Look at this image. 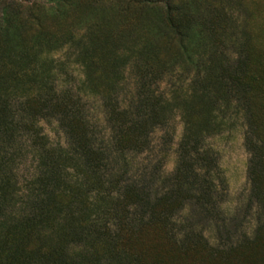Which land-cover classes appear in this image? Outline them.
Instances as JSON below:
<instances>
[{
	"label": "rangeland",
	"instance_id": "1",
	"mask_svg": "<svg viewBox=\"0 0 264 264\" xmlns=\"http://www.w3.org/2000/svg\"><path fill=\"white\" fill-rule=\"evenodd\" d=\"M126 191L168 192L171 231L151 204L133 255L107 263L105 245L74 237L93 214L111 235L119 220L135 229ZM257 226L264 0H0V264H210L167 251L196 234L215 261L254 264ZM53 244L68 251L41 256Z\"/></svg>",
	"mask_w": 264,
	"mask_h": 264
},
{
	"label": "trees",
	"instance_id": "2",
	"mask_svg": "<svg viewBox=\"0 0 264 264\" xmlns=\"http://www.w3.org/2000/svg\"><path fill=\"white\" fill-rule=\"evenodd\" d=\"M67 136H68L69 144H70L69 152L67 153L71 154V156L73 155V157L77 156L78 159L82 161L83 168L88 170V166H87L88 165L87 158L89 155L88 145L85 144L83 140L77 139V137L73 136L72 133L70 134V132L67 133ZM79 141H82V143H79ZM183 158L184 156H183L182 150L179 149L177 152V161L181 162ZM43 159H46V157H43ZM42 165H44L43 167L44 170L47 169L46 170L47 172L46 171L45 172L48 175H50L51 178L57 175V171L53 163L43 162ZM128 188L132 189L134 192L133 187H128ZM128 192L130 191H126L124 197H128V198L134 197L133 205L140 212L139 214L140 216L137 214L139 217V221L137 219L139 224L138 226H136L135 229L128 227L127 225L123 223V221L121 222L119 220V222H117V227H116L115 232L111 235L110 232L106 231L107 227L104 224L103 225L100 224L98 216L97 215L94 216L93 214V216L89 218L88 222H86L88 223L87 232L86 233L79 232L80 234L79 233L76 234L74 237L75 239L73 238L74 240H78L79 242H85L87 246L88 245L89 246L105 245L106 249L104 250L102 257L103 259L107 261V263H110V261H112L115 256H118V255L120 256L122 253L123 254L125 253L127 256L133 255L134 246H132V243H131L133 234H135V238H139L140 236H142L143 234L147 232L148 230L147 227H150L149 225L153 223V220L150 218V216L149 218L146 219V216L148 217V214L150 215V211H153L151 204H154L157 207H159L158 208L159 210L156 213V216L158 218L157 221H159V225L161 228L160 231L162 232V234L164 236H168V233L171 231L168 222L171 219L170 211L175 206H172V204L170 203L172 200L169 201L170 198H169L168 192H163L162 194L156 196V198L154 199L152 203L150 202L149 199H147V197L142 192H137V194L135 193L131 194V192L130 193ZM199 196H200L199 193L195 192L193 194V198L195 200H198ZM175 197L179 201L177 202L179 203L178 205H181L183 200L190 198L189 195H187V193L182 192V191L179 193L178 196H175ZM149 205H150V208H149L150 211L148 209ZM132 230H135L134 231L135 233H133ZM187 232L181 236L183 237V236L188 235ZM106 236H107L108 241L106 240ZM196 238H197V242L195 243L193 242L179 243L175 241H169L167 242L165 246L167 247V251L170 255L180 254L183 257H186L190 253L191 254L190 256H192L196 261L202 263V253L207 252L209 255H211L209 256V259H208L210 264H223L222 261H219V260L215 261L214 259L218 255H220L219 251H216V250L211 251V249L207 245L206 246L208 248L206 247L207 249H205L204 247L205 243L204 242L202 243L201 237L196 234ZM249 243L252 244L255 250L258 249L259 251L257 255L253 254L254 255L252 257L253 263L254 264H264V232H262V226L256 227L254 231V235L252 239H250ZM76 245L77 244L74 243V246ZM66 250L68 251V248L61 251L60 248H58L57 246L53 244L49 247H46V249L43 252H41V256H46V254L44 253H50L49 255L51 256H56V255L58 256L66 252ZM230 251L233 252L234 248H230ZM137 261L138 259H135V262H136L135 264H138ZM235 264H239V262L236 261Z\"/></svg>",
	"mask_w": 264,
	"mask_h": 264
}]
</instances>
